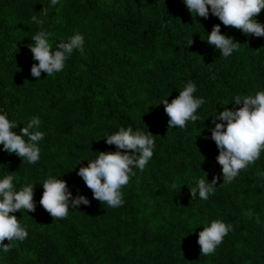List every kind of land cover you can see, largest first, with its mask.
I'll return each instance as SVG.
<instances>
[{
  "label": "trees",
  "instance_id": "trees-1",
  "mask_svg": "<svg viewBox=\"0 0 264 264\" xmlns=\"http://www.w3.org/2000/svg\"><path fill=\"white\" fill-rule=\"evenodd\" d=\"M255 19L264 24V10ZM216 24L240 43L230 57L206 41ZM42 29L53 50L82 34L84 51L74 50L54 76L36 79L29 45ZM189 81L205 100L200 119L168 129L160 102H171ZM257 91H264V37L226 27L211 11L207 19L192 15L183 0H0V113L18 123V134L38 116L34 130L44 133L35 164L0 144V179L13 175L17 191L35 184L36 204L35 212L12 213L28 236L8 253L0 248V264H264V151L224 184L211 138L214 115ZM129 126L152 133L154 154L142 172L133 169L123 205L112 208L94 199L78 171L100 151H117L106 136ZM50 174L67 182L70 199L83 195L90 203L53 219L40 204ZM214 177L215 193L202 200L196 180ZM217 219L233 230L213 255H201L199 232Z\"/></svg>",
  "mask_w": 264,
  "mask_h": 264
},
{
  "label": "clouds",
  "instance_id": "clouds-1",
  "mask_svg": "<svg viewBox=\"0 0 264 264\" xmlns=\"http://www.w3.org/2000/svg\"><path fill=\"white\" fill-rule=\"evenodd\" d=\"M183 2L192 15L207 19L211 11V14L218 17L226 27L238 29L247 35L264 37V24L255 19L264 10V0H183ZM51 3L56 5L58 0H51ZM31 19L38 25L44 23L37 16ZM49 35L42 29L32 37L34 43L29 45L33 60L38 61L31 67V75L36 79H40L41 72L46 73L48 77L54 76L64 69L66 60L74 50H79L81 54L84 51L85 38L80 33L72 35L67 42L58 43L55 50L49 43ZM206 41L225 58L230 57L240 47L239 42L221 33L220 24L213 26ZM191 43L192 40L188 45ZM196 90V84L189 81L171 102L166 98L160 102L169 117L168 129L173 127L184 129L189 121L195 123L200 119L196 113L205 100L194 96ZM234 101L236 104L243 101V105L235 110L225 107L218 115H214L215 126L211 130V138L219 149L216 159L222 166L224 184H230L241 170L254 164L264 151V91H257L254 96L247 95L243 98L236 96ZM217 120L226 121V124ZM40 124V118L34 116L18 134L13 131L18 123L11 121L6 114L0 113V144L3 145L4 151L23 158L29 164L37 163L40 159L37 144L43 140L44 133L34 129H39ZM24 137H28V140L26 141ZM106 143L115 145L117 151H100L95 160L88 161L87 166L79 168L78 175L91 189L94 199L101 204L106 203L108 207L118 208L124 203L122 189L136 174L133 169L137 168L142 172L153 157L155 139L151 132L145 134L140 130L133 131L129 126L120 127L116 133L106 136ZM217 180L218 177H214L211 183L206 182L204 178L196 180L199 197L202 200H207L215 193ZM13 181V175H6L0 179V248L5 253L11 251L15 241L22 242L28 236L27 230L12 213L36 210L33 198L35 184H27L17 191ZM42 185L44 190L40 204L53 219H64L68 216L70 208L90 203L83 195L70 199L72 194L68 190L67 182L54 178L51 174ZM171 187L175 189L177 185L173 183ZM190 190L192 199H195L197 188ZM245 215L253 217L250 210H247ZM256 222H260L259 217H256ZM232 230L231 224L219 219L204 226L198 237L200 254L213 255L224 237ZM5 240L8 243H4Z\"/></svg>",
  "mask_w": 264,
  "mask_h": 264
}]
</instances>
